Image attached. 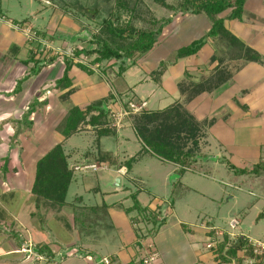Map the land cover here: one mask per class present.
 I'll use <instances>...</instances> for the list:
<instances>
[{
	"label": "crops",
	"instance_id": "1",
	"mask_svg": "<svg viewBox=\"0 0 264 264\" xmlns=\"http://www.w3.org/2000/svg\"><path fill=\"white\" fill-rule=\"evenodd\" d=\"M35 1L40 6H36L34 0H0V224L4 227L7 223L12 227L15 223L19 231L28 236L31 234L30 237L33 235L37 246L46 245L51 249L54 245L57 249L51 252L55 263L64 248H71L79 255H86L84 260L89 262L86 264H94L97 257L99 262L96 264L107 258L111 264H140L148 254L156 255L153 264H260L254 262L250 248L254 243L264 245V172L260 175L238 174L236 170H250L256 164H264V64L232 60H225L222 64L212 62L216 45L211 40L191 57L172 58L171 62H164L211 29V22L204 14L175 16L170 13L164 18L172 19V22L164 27L157 46L143 57V64L148 67L144 78L138 77L136 72L131 73L130 67L121 73L117 81H110L108 76L102 75L103 80L97 73L74 66L69 74L74 93L62 100L61 96L68 89H53L65 67L63 58L58 57L38 75L29 77L16 91L18 81L29 74V67L24 62L36 52V59L40 58L39 51L43 49H39L41 46L35 40L29 43L24 33L16 30L14 25H28L34 34L50 37L53 50L59 43L63 42V47L71 44L67 37L74 39L80 34L81 37L87 36L89 32L81 20L74 18L71 12L67 13L66 9L71 5L66 3V7L62 8L50 0ZM229 12L221 17H226ZM66 16L75 22L72 29L63 23ZM225 26L264 58V0H247L241 20H226ZM50 46H45L47 51H43L44 55L50 52ZM54 54L50 52L55 57ZM162 63H167V69L159 85L151 75ZM220 68L224 69V74L230 73L231 77L215 88L220 79L216 77L217 69ZM116 73L112 71L111 74L116 77ZM130 79L137 82L132 83ZM148 82L153 83V88L145 90L144 83L149 86ZM195 85L203 88H195ZM104 86L106 89H103ZM129 92L133 93L130 96L132 101L146 104L145 111H162L175 104H183L204 127V136L200 140L201 154H198V161L194 164L205 159L204 163H211L209 168L206 166L210 171L226 170L223 180L212 179L216 188L212 197L218 198L211 200L214 202L217 199L216 202L223 204L225 199V205L217 204L219 209L215 215L202 212L205 218L198 225H192V221H184L174 214V203L170 202L173 213L169 220L167 216L165 224L153 236L147 239L139 237L141 224L132 222L134 218L140 219L131 210L132 195L137 193V200L146 209L142 217L153 214L159 201L155 198L156 202L151 201L148 205L141 202L140 196L145 189L130 176L133 170L124 166L126 161L138 157L142 150L140 148L135 152L129 146L135 140L142 147L129 120L125 121L122 131H115L112 137L100 138L98 144L92 126L87 124L91 131L82 132L83 125L86 129L84 123L78 133H90L84 147L73 145L68 148L71 138L64 142L71 169L75 166L72 163L79 161L86 164L105 163L102 171L111 167L117 168L116 173L121 168L126 169L125 178L129 183L123 184L121 178L117 179L118 186L113 191L115 196L119 195L118 200L110 203L107 201L108 192L98 194L97 188L92 191L86 188L95 196L101 195L102 202L87 206L79 196L73 202L66 197V203L59 212L36 205L32 193L36 166L57 144L54 133L67 111L75 106L86 109L99 101H105V108L109 110V103L123 102ZM119 93L122 95L119 96ZM138 93L143 94L139 96ZM44 131L49 132L47 138L41 135ZM105 138L117 142L116 152L104 148ZM88 151H94L93 159H90ZM98 152L108 154L110 160L98 161ZM227 162L234 169L228 167ZM194 164L190 170L194 169ZM175 170L177 174L179 166ZM222 208L227 209L225 216ZM233 220L239 224L232 229L230 223ZM15 233L19 237L18 231L15 230ZM226 237L223 254L227 260L223 261L219 250ZM238 239H243L246 245L230 258L226 251ZM208 245L212 247L208 248ZM18 252L21 249L5 250L4 257L12 256L16 260Z\"/></svg>",
	"mask_w": 264,
	"mask_h": 264
},
{
	"label": "trees",
	"instance_id": "2",
	"mask_svg": "<svg viewBox=\"0 0 264 264\" xmlns=\"http://www.w3.org/2000/svg\"><path fill=\"white\" fill-rule=\"evenodd\" d=\"M153 1L174 13L175 16L178 14H204L211 22L209 32L201 39L179 49L175 54V60L197 54L211 40L216 45V52L212 57V62L219 61V64H222L225 60H232L264 64V58L242 43L225 26L226 20H241L247 0H182L177 5H170L166 0ZM115 2L118 4L128 3L126 0H116ZM97 10L96 12H98ZM228 11L230 12L226 17H221L222 14ZM114 18L110 14L109 18L103 19L97 33L88 32L87 36L81 37V34L78 36V40L84 39L89 41L96 46L95 49L75 48L71 55H61L65 65L64 72L62 77L55 82L53 89L58 91L68 89L67 93L61 96L62 100L68 98L74 92V89L71 88L72 82L69 76L72 68L76 66L87 71L85 65L74 62L76 58L95 56L93 62L101 63L104 61L134 59L138 55H145L157 46L164 27L172 22V19H154L151 23L160 22V26L157 29H137L130 22L116 25ZM36 56V54H32L24 62L29 67V74L18 81L16 91L21 89L23 83L29 77L38 75L44 67L54 63L58 59V56L47 58V55L44 54H41L40 58L37 59ZM166 69L167 63H162L152 73L151 76L156 84L160 85ZM89 72L91 73V71ZM122 72H124V69ZM216 77H220V79L219 82H216L215 88L220 83L229 80L231 74H224V69L220 68L217 69ZM196 87L199 89L203 88L200 85H195ZM105 103V101H99L91 104L86 109H81L77 106L72 107L57 126L56 132L59 133L62 139L38 161L36 166L32 193L37 206H43L46 209L57 212L64 207L75 173L73 168H69L68 156L64 150V142L81 131V124L87 123L95 129L97 135L96 144L99 143L102 137H112L115 135L116 129L111 127V123L108 120L110 112L105 108ZM93 112H97L98 114L94 115L92 114ZM132 123L135 134L142 144V150L138 154V157L140 154H149L162 161L173 163L179 166V170L177 171L179 176H182L187 170L192 168L197 156L194 149H186V144L191 143L196 150L198 149L199 134L201 136L203 126L196 121L183 104H175L162 111L153 112L144 110L143 113L133 118ZM136 158L133 157L126 161L124 166L128 170H131ZM97 160L108 162L110 156L98 152ZM227 166L234 169L228 162ZM236 172L238 174L260 175L264 172V164H256L250 170H236ZM136 194L132 195L133 207L131 210L138 211L140 214L145 213L146 209L142 208ZM153 220L154 226H156L153 232L155 234L165 224V220L159 222L156 219ZM226 240L227 237L219 250L220 258L223 261L227 260L223 254ZM237 241L226 251L227 256L230 258L235 257L237 251L243 249L246 245L243 239H238ZM37 251L41 255L53 256L46 245L41 246ZM250 253L253 257L252 248H250Z\"/></svg>",
	"mask_w": 264,
	"mask_h": 264
},
{
	"label": "rangeland",
	"instance_id": "3",
	"mask_svg": "<svg viewBox=\"0 0 264 264\" xmlns=\"http://www.w3.org/2000/svg\"><path fill=\"white\" fill-rule=\"evenodd\" d=\"M41 1L44 2L46 0H41ZM50 1L55 3V5H58L60 7L62 6V8L66 7V3L71 5L72 7L70 6L67 7L66 9L67 13L71 12V15L74 18H78L77 19L78 21L81 20L80 22H82V24L87 27L90 33H97L101 27L100 24L103 21V19L109 18L110 14H112V17H115L114 23L116 25L126 24L130 22L137 29H157L160 26V22L155 24L151 22H153L154 19L164 20L165 19L164 17L172 13L168 11L166 8H163L162 6L156 4L153 0H126L128 2L127 4H118L117 2H115L116 0H50ZM12 2H16V0H12ZM166 2L170 5H177L176 0H166ZM34 4L36 6H40V3L35 0H34ZM96 9H98L97 10L98 12H96ZM10 17L16 18V16L14 15H10ZM63 23L65 26L72 29L75 22L71 17L66 16L64 17ZM14 27L16 30L24 33L29 43L35 40L36 44H39V46H41L39 47V49L42 48L43 51L47 49L45 48V46L48 47L52 44L50 37L48 36L44 37L42 35L39 36L34 34L32 29L28 25L23 26L22 24H20V25H14ZM73 38L74 39H71V37H67V41L69 42L72 41V42L71 44L70 43L65 44V47H63L62 44L63 42L59 43L57 49L55 50H53L50 46L51 54L55 53L56 55L55 54L54 55L60 58L61 55H66V54L71 55L75 48L78 49L83 48L86 50H92L96 48V46L91 44L89 41L76 40L75 38L78 37H73ZM43 51L42 52L39 51V54H43L44 53ZM50 52L47 54L46 56L47 58L49 57L51 58L52 55H50ZM36 55H38L37 52ZM145 55L142 56L138 55L134 59H124L120 61H115V60L104 61L101 63H94L93 61L95 59V56H90V57L76 58L75 62L85 65L87 67L88 72L91 71L93 72V74L97 73L98 75L101 76L104 75L106 76V78L108 76L110 81L111 79L117 81L118 78H120L119 76H122L121 74L122 70L124 69L125 71L127 68L130 67L132 69L131 73L136 72L138 77L144 78L145 76H147L146 70L148 69V67H146L143 64V57H145ZM168 58L170 59L164 62H171L172 61L171 59L172 58L174 59L175 57H172L171 55ZM113 67H115V70ZM112 71L113 72L116 71L117 73H119V75L116 73L117 78L112 76L111 74ZM109 79H107V82ZM130 81H132V83L137 82L134 79H130ZM148 83L149 86L147 85V83H144L146 87L145 90L148 89L150 90L153 88V83L151 82ZM103 89H106V87ZM142 94L138 93L139 96H142ZM121 95L122 94L119 93V96ZM130 96L132 97L133 93L129 92L128 96H125V98H123L124 99V101L122 100L123 102H121V100L120 102L117 100L114 103L111 102L112 105L111 103H109L110 105H108L109 106L108 109L110 111H114L115 113H117L118 111L119 112L124 111V109L127 111L129 110L127 113L130 114L131 116H128L129 119L127 120L124 119L123 122L129 120L131 121V124H133L132 123L133 118L136 115H140L141 113H143L144 110L142 111L139 110L137 113L135 110L132 111L129 105L132 101V98ZM132 102L136 104L137 108L141 107L139 102H134V101ZM112 119L110 117L108 118V120H110V123ZM124 124H126V122H124ZM85 125L87 130L83 125L82 132L91 131V129L87 127V123ZM124 128L125 127L117 129V131H122ZM202 129L203 130L201 131L202 132L201 136L199 134V140H198L199 145L197 150L194 148V146H192L191 143L186 144V149L189 148L194 149L197 158L201 154L200 140L202 139V136H204V127H202ZM54 134L56 135L59 141L60 139L59 133L56 132ZM41 135L42 137L44 136L45 138H47L49 132L44 131L42 132ZM88 135L90 136V133L88 134L83 133V135H79V134L74 135L70 139L68 148L71 146L73 147V145H77L78 147H84ZM134 139L137 138L135 137ZM103 145L104 148H106V150L116 152L117 142L109 138H105ZM129 146H132V149L135 152L139 151L140 148H142L141 145L135 142V140L134 142H130ZM87 154L91 156V158L88 157L90 159H93L92 155H95L94 151L93 152L88 151ZM204 160H201V162L199 161L198 164L196 165L194 164L195 165L194 169L185 172L182 176H179L178 174L175 173L176 171L175 167L177 166H175V164L173 163L162 161L161 159L149 154L146 155L140 154V156L136 158V161H134L132 165L133 171L130 172V176L136 181H138L141 187L145 189L143 194L140 196L141 202L146 203L148 205L150 204L151 201L152 203H155L156 202L155 198H157V200L159 201V203L157 202L158 204L156 203L155 206L156 209L154 210L153 214L145 215L144 217H142L143 216L142 214H140L138 211H134V215L139 216L140 219L136 220L137 218H134L132 219V222H134V224H138V223L141 224V228L140 227L138 228L139 237H141V239L143 238L147 239L149 238V236L154 235L153 232L156 226H154L153 219H156L159 222L165 220L168 216L167 220H169V216L173 212H175L174 214L179 218L183 219L184 221H188V222L192 221L193 222L192 225L193 224L198 225L205 218L202 212L206 211L209 212L211 215H215L217 213V210L219 209L218 206L225 205V199L223 204L221 203L219 204V201L216 202L217 199H215V201L213 202L211 198H218V197H212L216 193L215 183L212 181V179L216 177L217 179L223 180V178L226 177L225 176L226 170L224 168L223 169L220 168L219 171H212V170L210 171V169L208 168L210 167L211 163L210 162L209 164H207V162L204 163L205 162ZM196 161L198 160L196 159ZM72 165H75L73 167L75 168V167H82V165H86V163L84 162L82 163L81 161H79L72 163ZM94 165L99 167L98 172H94L92 170H83V171L75 172L76 173L75 181L71 184L67 196L69 202L75 201L78 196L83 198L87 206L102 202L101 195L95 196L94 192H88L86 191V188L90 189L91 191L92 189L97 188L99 191L98 194L103 192L105 193L108 192L110 195H108L107 201H109L110 203L118 200L119 195L115 196L113 191L118 186L117 179L121 178L123 184L129 183L127 178H125V176L127 175L126 169L121 168L117 172L118 173L117 174L116 173L117 168L114 167H111V169L109 170L102 171V169H104V167L102 166L105 165V163L99 165L97 162H94ZM207 165L208 168H206ZM132 189H134V187H132ZM203 193L205 194L204 196ZM129 200L132 203L131 198ZM170 202L174 203L175 210L173 212H171L170 210L171 208L169 206V204H171ZM226 210H227L226 208L221 209L222 214L224 216L226 215L227 212ZM118 211L121 212V210ZM43 213H45V211ZM38 221H40L39 218ZM5 226H7V223L6 225H4V227L0 224V264H86V262H88V260L86 259H85L86 261L84 260L86 255L83 254L79 255L75 251H71L73 250L71 248H67V249L64 248L65 251L59 254V256L56 258V263H55L53 257L51 258L47 255H41L38 253L37 250L40 248L41 245L39 244L40 246L39 245L37 246L33 235L30 237L31 234L28 236L26 233H23L21 230L19 231L18 230L19 227L15 226V223L14 226L12 227L10 226L5 227ZM190 226L186 228H190ZM44 229H46V227ZM15 230L18 231L19 237H16L17 233H15ZM12 248L21 249V252H18L19 254L16 255L18 256L16 260L15 257L12 256L4 257L5 250H9ZM53 249L56 250L57 248L53 245L50 251H52ZM150 256L152 255L148 254L140 262V264L144 263V260L148 259ZM98 258L99 257L95 259L94 264L99 262ZM107 259H103L102 261H105Z\"/></svg>",
	"mask_w": 264,
	"mask_h": 264
},
{
	"label": "built area",
	"instance_id": "4",
	"mask_svg": "<svg viewBox=\"0 0 264 264\" xmlns=\"http://www.w3.org/2000/svg\"><path fill=\"white\" fill-rule=\"evenodd\" d=\"M46 3L49 4V2H46ZM129 105H130L131 110L132 111L135 110L136 113L139 110L142 111L144 109V107L146 106V104H144V103L142 104L141 103L140 104L141 107L137 108L136 104L133 103V102H131ZM128 111L125 110V109H124V111H121V112L118 111L117 113H115L114 111H110L109 117L111 119L113 118L111 120V127L116 129V131H117V129L122 128L124 126V122H125V121L123 122V120L124 119L125 120L129 119L128 116H131L130 114L127 113ZM73 170H75V172L83 171V170H92L94 172H98L99 167H97L94 164H86V165H82V167H75V168H73ZM238 224H239L238 221L233 220L230 223V227L233 229ZM211 247H212V245H208V248H211ZM251 247H252V254H253L254 262L258 261L260 264H264V245L261 244V243H254L253 245H251ZM155 261H156V255H152L148 259H145L144 263L145 264H153ZM102 262H103V264H110V260H108V259L105 260V261H102Z\"/></svg>",
	"mask_w": 264,
	"mask_h": 264
}]
</instances>
